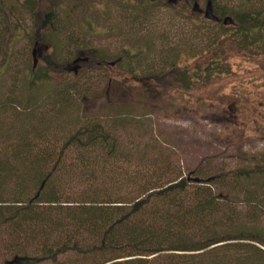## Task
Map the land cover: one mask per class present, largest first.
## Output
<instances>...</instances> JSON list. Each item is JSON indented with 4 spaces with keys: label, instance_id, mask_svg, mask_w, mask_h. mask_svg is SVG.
<instances>
[{
    "label": "trees",
    "instance_id": "obj_1",
    "mask_svg": "<svg viewBox=\"0 0 264 264\" xmlns=\"http://www.w3.org/2000/svg\"><path fill=\"white\" fill-rule=\"evenodd\" d=\"M65 1L27 0L34 48L23 95L1 103L0 84V264H264V153L218 168L204 158L195 166L135 160L120 131L124 110L152 115L157 91L205 85L228 73L235 54L264 61V0L239 9L221 0H112L144 17L167 9L202 41L184 40L149 67L148 48L114 60L83 42L59 48ZM73 1L74 12L88 8ZM0 16L2 79L6 0ZM86 76L96 86L81 84ZM42 81L59 82L45 97ZM99 101L105 110L95 112Z\"/></svg>",
    "mask_w": 264,
    "mask_h": 264
},
{
    "label": "rangeland",
    "instance_id": "obj_2",
    "mask_svg": "<svg viewBox=\"0 0 264 264\" xmlns=\"http://www.w3.org/2000/svg\"><path fill=\"white\" fill-rule=\"evenodd\" d=\"M86 1L88 8L75 12L73 10L78 6L75 1L67 0L61 5L59 11L63 17L60 22L64 32L58 33L53 40L58 47L83 42L82 48H93L113 60L125 48L137 52L148 48L150 52L145 62L149 67L160 65L161 55L184 40L193 39L195 44L202 42L191 37L189 22L167 9H157L144 17L112 0ZM6 2L12 20L7 45L10 67L0 79V84H5L1 103L23 95V79L27 65L32 62L34 48L31 41L32 13L26 6L27 0ZM244 3L246 0H221V4L230 9H239ZM81 25L85 27L81 29ZM3 27L5 23L0 24V30ZM70 32L79 39H68ZM39 65L42 64L39 62ZM229 66L228 73L214 77L205 85H196L190 92L157 91V94L150 95L154 105L150 116L138 119L139 112L124 110L120 127L125 133L122 149L135 160L167 161L166 157H169L174 162L187 161L195 166L204 158L212 161L214 168L221 164L241 163L245 156L264 153V61L235 54L229 60ZM67 79L73 81L71 75ZM58 82L42 81L38 93L44 96L51 93ZM80 82L85 86H96L88 81V76ZM112 94L123 102L129 101L126 96L124 99ZM44 106L47 108V103ZM94 107L95 112L105 110L101 101Z\"/></svg>",
    "mask_w": 264,
    "mask_h": 264
}]
</instances>
